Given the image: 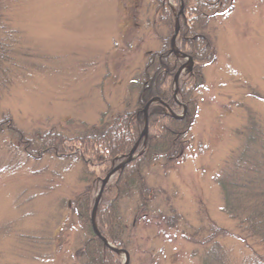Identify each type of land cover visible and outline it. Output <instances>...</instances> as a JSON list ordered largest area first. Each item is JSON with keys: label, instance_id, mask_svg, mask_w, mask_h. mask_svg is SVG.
I'll use <instances>...</instances> for the list:
<instances>
[{"label": "rangeland", "instance_id": "1", "mask_svg": "<svg viewBox=\"0 0 264 264\" xmlns=\"http://www.w3.org/2000/svg\"><path fill=\"white\" fill-rule=\"evenodd\" d=\"M220 2L219 9L214 4L202 10L205 16L196 22L205 27L194 26L196 32L182 42L180 24L190 21L185 0H0V264L102 263L94 256L97 246L114 255L113 264H126L124 252L128 264H214V253L207 257L214 244L200 245L210 238L222 252L221 264H246L252 251L224 211L219 182L229 157L246 143L237 133L248 116L264 126V0ZM158 4L167 5V12ZM168 10L172 19L166 23ZM202 37L206 62H184L191 55L186 47L202 48ZM165 51L179 63L173 106L154 86L147 91L154 80L147 87L145 79ZM189 76L196 82L187 107L180 87ZM156 108L167 111L170 123L188 115L191 124L175 144L184 147L183 156L141 167L148 205L142 209L136 189L116 202L120 218L111 230L119 239L97 220L95 232L88 213L90 225L83 228L77 214L83 194L94 191L95 200L102 190L101 201L116 177L103 187L107 165L101 169L75 153L40 151L41 138L58 135L73 144L77 135L104 132L116 118L140 113L146 149L150 136H164L161 125L157 131L149 125ZM128 158H116L111 169ZM250 164L239 170L248 171Z\"/></svg>", "mask_w": 264, "mask_h": 264}, {"label": "trees", "instance_id": "2", "mask_svg": "<svg viewBox=\"0 0 264 264\" xmlns=\"http://www.w3.org/2000/svg\"><path fill=\"white\" fill-rule=\"evenodd\" d=\"M220 1L222 0H185L184 13L190 21H182L180 24L181 32L179 34V40L182 41L187 39L190 37L189 34H194L196 32L195 27L198 25L196 20L205 16L201 13L205 7L216 4L214 7L218 6L219 9V7H222L223 5ZM164 4H166L165 1ZM166 7L167 5L161 8L159 5V10L163 12V9H165L167 12L168 8ZM168 17L169 19H172L171 13L166 17V23L169 21ZM2 22L3 21L0 20V25L2 26L0 29L4 30L5 27ZM198 26L205 27V25L201 23ZM203 29L201 30L203 31ZM204 41V38L201 39L204 46H201L202 48L200 49L191 45L192 43H189V46L186 47L188 50L186 52L191 54L190 57L192 56L194 63L199 60L200 65L206 62L204 57H207L204 55L206 51L204 49L207 46ZM203 44L201 43L200 45ZM159 56L161 57L160 60L162 59V64L157 68V70H155V73H147L146 76L148 77L145 79L147 84L151 82L150 80H154L153 85L151 82V87L154 86L156 90H160L162 101L164 99L169 106H173L171 87L174 80L173 77L177 71L176 66H179V63H174L173 59L170 57L172 55H168L167 51L161 52ZM197 65L195 64L194 66L197 67ZM163 71L166 73L165 76L161 75ZM192 71L194 70L192 69ZM191 74L193 75V72ZM186 82L181 84L180 98L182 99V103L189 107L192 101L190 94L195 88L194 84L196 82V78L194 76H189ZM147 87H150V85L148 84ZM154 87L150 88L151 90L147 88V91L151 92L155 90L153 89ZM147 91L145 93L148 99V94H150V92L148 93ZM152 112L153 113H151L149 117V125L154 126L155 128L156 126L161 125L163 127L162 130H164V134L162 135L164 136L152 139V136H150L149 141L152 140L153 145L158 142L160 144L157 147H150L149 141L147 140V147L144 151H142L143 142L140 140L141 132L139 133V130L141 131L140 128L143 126L140 113L134 117L129 114H125L120 118H116L112 121L113 123L104 130V132H101L100 130L96 133H90V135H77L74 137L75 139H73V142L75 141L73 144H71V141H68L67 138L50 134L47 137L41 138L43 139L42 144L38 146L40 151L47 153H54L58 155L62 154L64 156H69V154L75 153L76 156L78 154L79 157L89 158L90 162L95 161L101 169L103 166L107 165V168L105 167V169H107L105 174H108L112 170L111 163H113L116 158L126 157L128 152L132 150L133 144L135 142H139L138 148H141L137 150L136 153L141 152V154L138 155L130 165H127L121 172L117 173L115 184H113L114 186L107 191V195L110 194L112 196V200H105L107 195H103V198L99 203L100 207L98 208L95 216L98 225L104 231L109 230L110 234H108V236H111L112 239H114V237L119 239V235L116 234V231L113 233L111 230L114 227L113 223L115 218H120L118 211H114V205L116 202L126 199L129 194L132 193L131 191L136 189L140 194L142 209H145L148 205V190L145 185H143V181L139 173L141 167L146 164L150 165L153 161H158L160 159L166 162H168L167 160L174 161V158L180 156L182 157L184 154V147L177 146L175 144L177 143V137L181 135V133L183 134L184 132H187L186 127H189L191 124L190 119H187L188 115L186 118H183L184 120L182 119V121L170 120V123L168 122L169 115L166 110L156 108L152 109ZM121 121L123 123L127 122L126 125L123 126ZM136 129L139 133V138L137 137V134L134 133ZM239 133H237V135L241 138L244 137L246 139V143L241 146L242 148L239 150V153L233 154L229 157L230 160L226 162L228 164V171H224L225 174L220 178L219 190H221L224 211L227 212L229 217L237 221V236L242 239L241 241H243L248 248H251V256L246 257L244 262L246 264H264V126L250 114L248 116V123L245 129L240 133V135ZM41 135L43 134H37V137L40 138ZM155 135L157 136L158 134ZM19 139L25 149H31L29 147L30 144L23 141L21 137H19ZM128 148H131V150L128 151ZM248 162L251 163L250 166H248V171L239 170L247 165ZM93 195L94 191L91 194H89L88 191L84 193L82 196V203L78 206L77 214L79 215V222H81L83 228L86 226L88 227L89 224L86 221V215L87 213L88 215L91 214V206H93L94 203V199L92 198ZM111 196H109L108 199H110ZM117 232L120 231L117 230ZM212 240L213 239L210 238L209 242H202L203 244L200 243V245L205 247L206 245H209V243H213L214 245H211L208 249L207 257L211 258V253H214L215 257L213 263L221 264L222 252L216 240ZM250 243H253L255 247L262 248L263 251H254V249L248 245ZM91 248L92 247H86L85 249L88 250ZM95 255L102 257L103 262L101 263V261H99L97 263L94 258V260L92 259V261L89 262L90 264H103L105 258H107L106 264H113L114 262V255L106 251V248L104 249L97 246L94 256ZM116 261L118 263L117 256ZM209 262L210 261L205 260L202 264H210Z\"/></svg>", "mask_w": 264, "mask_h": 264}, {"label": "water", "instance_id": "3", "mask_svg": "<svg viewBox=\"0 0 264 264\" xmlns=\"http://www.w3.org/2000/svg\"><path fill=\"white\" fill-rule=\"evenodd\" d=\"M184 57V56H183ZM185 58V57H184ZM189 62L190 63H192V61H191V59H189ZM146 125H147V122L145 121V130H147V127H146ZM144 130V131H145ZM142 135H145L146 136V133L144 132ZM133 151L130 153V155H129V158H128V160H127V162H124V164H122V165H120L118 168H116V169H114L107 177H106V179L103 181V183H102V186L104 187V184H106L107 183V181L114 175V173H116L117 171H119V170H122L123 169V167H124V165H125V163H128V162H130L131 161V157H132V155H133ZM101 193H102V190H101V192H100V194L99 195H97L98 197H97V200H96V202H95V205L93 206L94 208H93V212H92V216H91V223H92V225H93V229H94V231L96 230V228L94 227L95 226V212H96V209H97V206H98V201H99V199H100V195H101ZM96 232V231H95ZM104 243H105V241H104ZM106 244V243H105ZM107 245V244H106ZM124 254H125V256H126V264H128V255H127V253L126 252H124Z\"/></svg>", "mask_w": 264, "mask_h": 264}]
</instances>
